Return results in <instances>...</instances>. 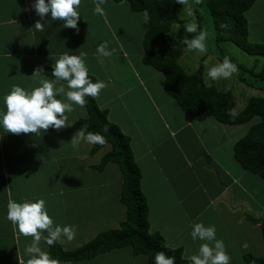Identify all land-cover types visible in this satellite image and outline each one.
I'll return each instance as SVG.
<instances>
[{
    "label": "crops",
    "instance_id": "1",
    "mask_svg": "<svg viewBox=\"0 0 264 264\" xmlns=\"http://www.w3.org/2000/svg\"><path fill=\"white\" fill-rule=\"evenodd\" d=\"M33 3L34 0H0V108H3L2 97L13 85H21L30 90L39 86L40 78L52 79L43 74L40 78L32 74L41 65L52 66L60 54L69 50L76 54L84 52L89 74L105 82L106 87L100 92L101 100L95 97V101L101 109L108 111L109 120L110 93L113 92L116 98H121L135 87H139L144 93V76L152 80L156 78L161 82L158 75L160 72L156 74L157 70L150 69L151 66L142 62L141 38L147 27L142 12L131 11L128 4L107 0L102 5L106 16H100L94 12L93 0H81L82 17L78 21V31L62 27L63 21L49 20L45 31L39 32L33 28L40 20L32 8ZM117 23L123 24L119 26ZM136 26L138 29L141 27V31L139 29V39L133 44L129 36ZM106 37L111 40L108 41ZM104 41L109 42L115 50L110 57L100 56L96 51L97 43ZM61 84L67 91L66 82L61 81L57 86ZM66 115L69 125L59 130L49 128L41 136L5 133L0 128V198L3 199L0 206L4 207L3 214H0V264H22L27 259L25 247L32 240L31 237L21 235L15 225L6 218L10 200L19 202L43 198L46 200L50 216L54 219V226L74 225L75 238L71 241L62 238L60 241L65 250L84 245L98 232L118 227L125 217V206L119 199L121 174L117 165L108 167L111 164L109 163L102 171L89 167L99 162L109 146L99 150L97 158L86 160L87 156L82 154V150L87 142L79 139V130L74 126L77 119L86 116L85 106L74 105V110ZM199 117L201 116L196 118ZM248 128L247 126V130ZM221 130L222 133L225 132ZM189 131V135L194 137L196 132ZM174 133L175 131L170 132L171 135ZM180 143L182 145V141ZM180 143L173 145L177 157L183 155L180 165L169 169V172L142 190L148 204L150 231L161 234L170 248L183 247L184 257L190 259L191 253H187V240L184 239L183 233L192 230L183 229L191 228V225L197 222H203L205 226L214 223L218 211L215 201H218L219 197L223 199L230 189L236 196L239 192L235 189V184L249 180L242 172L241 178H236L235 182L218 156L220 145L214 143L217 146L212 147L206 144L202 149L206 161H199L200 165H195L193 149H189L191 156H185L183 153H186L187 149H178ZM184 143L190 142L184 140ZM87 153L89 155V151ZM78 166L85 175L87 174L86 177L82 176V173L77 175L72 172ZM61 167L65 169L64 173ZM108 168L111 170V178L103 176V172ZM141 175L143 178L142 171ZM201 176L206 182L213 184L210 192V186L201 183ZM112 181L118 186L115 200L110 192ZM251 182L250 180L249 183ZM195 188H201L202 193L195 194ZM252 193L256 192H247V198L252 196ZM233 194L231 193V196ZM220 202L219 200V204ZM257 227L259 228L258 225ZM196 242L200 244L202 241L197 240L194 245ZM41 246L47 249L43 240ZM261 252L264 253V250ZM58 261L60 264H146L147 260L143 255L133 256L131 248L125 247L88 260Z\"/></svg>",
    "mask_w": 264,
    "mask_h": 264
},
{
    "label": "trees",
    "instance_id": "2",
    "mask_svg": "<svg viewBox=\"0 0 264 264\" xmlns=\"http://www.w3.org/2000/svg\"><path fill=\"white\" fill-rule=\"evenodd\" d=\"M127 3L133 12L147 11L149 21L141 38L142 62L160 72L163 77V91L179 106L181 111L191 117L208 112L223 125H241L252 121L245 135L232 145L234 160L244 171L256 175L264 181V96L248 98L242 111L235 113V97L230 90L222 91L208 86L203 80V61L196 72L187 74L179 60L183 54L185 38L196 33H188L185 27L178 28L174 36L170 31L175 24H181L179 17L181 4L176 0H113ZM255 0H199L195 5H204L214 30V43L231 42L249 55L264 57V43L248 40V21L245 12ZM44 76L54 79L51 66L41 65ZM257 83L248 82L243 76L240 81L250 87L264 91V68L255 73L253 68L244 70ZM89 77L95 82V76ZM63 82V81H62ZM260 85V86H258ZM86 116L74 122L75 128L85 132H98L105 136L103 145L92 144V156L106 146L109 149L91 169L102 171L109 163L116 164L121 174L119 199L125 206V217L116 228L98 232L90 241L72 250H65L58 241L47 246L52 258L61 261H81L95 258L114 249L130 247L133 256L143 255L146 264H155L157 252L164 251L175 256L176 264H192L183 255V247L170 248L158 232H151L148 221L147 199L141 188V170L135 161L130 138L118 124L109 120L108 111L101 109L93 97H86ZM107 127L108 131L104 132ZM249 221L259 226L264 241V220L247 216ZM47 236V232H44ZM241 264H264V255L244 253Z\"/></svg>",
    "mask_w": 264,
    "mask_h": 264
},
{
    "label": "rangeland",
    "instance_id": "3",
    "mask_svg": "<svg viewBox=\"0 0 264 264\" xmlns=\"http://www.w3.org/2000/svg\"><path fill=\"white\" fill-rule=\"evenodd\" d=\"M195 4L196 0H186V3L181 5L179 17L182 23L173 25L170 35L174 36L178 28L182 26L185 27V25L195 21L198 24V31L203 29L209 34L207 40L208 50L206 54H200L196 50L189 51L184 47L179 62L184 68V71L187 74H191L196 72L199 62L202 60L204 83L208 86H215L222 91L230 90L235 97L234 111L238 113L243 110L249 97L264 96V91L257 87H250L240 81V77L243 76L248 82L257 83L252 78L253 76L249 73H245L244 70L253 68L255 73L261 71L264 68V57L249 55L231 42H220L219 45H216L214 43L213 25L206 7L204 5ZM125 5H127V3H125ZM189 8L193 13L191 16L187 15L186 10ZM245 16L248 18V40L250 42L264 43V0H257L254 2L251 8L245 12ZM117 24L119 25V23ZM121 24L119 26H121ZM256 24H258V26ZM139 29L141 31V27H139ZM139 29L138 26H136L134 32L129 36L133 44L139 39ZM257 30L258 33L256 32ZM197 34L198 33H196V35ZM106 38L108 41L111 40L110 37ZM98 45L99 43H97V46ZM91 46L92 52L93 42H91ZM95 46L96 45H94V47ZM108 46L109 49H112L110 44H108ZM137 47H139V44ZM225 57H229L237 64L238 72L229 79L221 78L215 81L211 80L207 75L208 69L222 62ZM157 73L159 72H156V74ZM158 75L161 77V82L156 78L152 80L143 75L145 78L144 86L146 87L144 93H142L139 87H135L130 89L131 92H128L121 98H116L113 92L109 95L110 105L108 110L110 119L118 124L121 130L131 139L130 143L135 161L143 173L141 188L144 189L148 184L155 182L159 177L169 172V169L172 170L180 165V160L183 155L181 154L179 158L177 157V151L173 147L174 143L177 144L182 141V145L180 143L181 146L178 147V149H187V151H185L186 153H183L185 156H191L189 155V149H193L196 157L194 158L195 165H200L199 161H206V157L203 154L204 151H202L206 144H210L212 147L217 146L214 143L220 145L218 146L220 147L218 156L221 162L225 164L232 178L234 180L236 178H241L243 172V175H245L249 181L235 184V189L239 192V194L236 193V196L230 189L226 192L223 199L219 197L221 201L220 204L219 200L215 201L218 211L216 220L211 225H215L216 227L217 238L224 241L226 250L231 257V264H241L242 253H252L254 255L257 254V256H263L264 253L261 251L264 250V241L261 238L260 230L256 224L249 221L247 216L264 219V200H260V198L264 199V181L259 179L256 175L242 170L232 158L231 150L232 143L243 137L246 133L247 126L249 127L253 122L250 121L241 125L224 126L218 123L208 112L204 113V115L202 114L199 118L191 117L183 113L176 102L163 91L164 78L161 73ZM150 84H152V86ZM148 86L151 89L148 88ZM98 98L101 100L100 94ZM186 124L188 125L183 127V125ZM221 129L225 130V132L222 133ZM189 130H194L196 132L194 137L189 135ZM171 131H175L174 135L170 134ZM219 135L221 136L218 138ZM184 140L190 143H184ZM91 147L92 144L87 143L82 150V154L87 156L85 157L87 158L86 160L95 159L99 155V153L93 157L90 154L88 155L87 152ZM109 165L108 167H116L114 164ZM61 170L63 173L65 172L63 167H61ZM72 172L77 175H81L82 173V176H87V174L85 175V173L82 172L80 166L74 168ZM103 176L108 178L112 177L110 168L103 172ZM200 178L203 185L210 186V192L213 189V184L211 182H206L203 176ZM250 180L252 181L251 183H249ZM195 190V194L202 193L201 188H195ZM117 191L118 186L113 183L110 192L114 200ZM247 192L256 193H252V196L247 198ZM231 193L233 194L232 196ZM168 197L169 196H167V198ZM245 200L248 201L246 202ZM2 204L3 199L0 198V205ZM2 210H4V207L0 206V214H3ZM2 218L1 215V220ZM212 220H214V217ZM193 225H191V228H184L183 230H192ZM190 233L191 231L184 232L183 234L184 239L187 240V253H191L192 256L198 251L200 244L196 242L194 245L195 241L191 238ZM245 242L248 243V248L242 247Z\"/></svg>",
    "mask_w": 264,
    "mask_h": 264
},
{
    "label": "clouds",
    "instance_id": "4",
    "mask_svg": "<svg viewBox=\"0 0 264 264\" xmlns=\"http://www.w3.org/2000/svg\"><path fill=\"white\" fill-rule=\"evenodd\" d=\"M95 3L94 12L100 16H106L102 7L107 0H93ZM184 5L186 0H176ZM199 3V0H196ZM81 0H34L32 8L40 17L34 29L44 32L49 20L63 21L62 27L77 29L80 20ZM187 15L193 13L187 9ZM50 17V19H45ZM144 22L149 21L147 11L143 14ZM188 33H198L192 38H185L183 43L187 50H196L200 54H206L208 32L200 29L193 21L185 25ZM97 53L103 57L113 55L114 49H109L108 42H101L97 48ZM52 76L54 79L40 78L46 71L43 67L34 70L33 76L40 78L39 86L27 89L21 85H13L9 92L2 97L3 108H0V128L5 133L12 134H35L43 135L49 128L57 130L69 125L66 113L74 110V105L83 107L86 97H98L101 90L106 87L105 82L93 80L89 77V68L85 60V53L72 52L71 50L60 54L58 59L52 64ZM238 72V66L229 57H225L222 62L208 69V77L215 81L221 78L229 79ZM61 81L66 82L67 91L63 84L57 86ZM107 132V127L104 128ZM78 137L89 144L106 143L105 136L98 132H91L81 128ZM78 142V141H77ZM7 219L15 225L18 232L31 237V243L25 247L27 259L22 264H60L57 259L41 246V241L47 246L66 238L71 241L75 238L76 227L65 224L55 225L54 219L49 214L46 200L43 198L25 199L22 201L10 200L7 205ZM47 231V236L43 233ZM193 241H202L198 251L190 259L192 264H231V257L226 250V245L222 239L217 238L215 225L205 226L203 222H197L192 226L190 233ZM242 247L248 248L245 242ZM155 264H176L175 256L167 255L164 251L156 253Z\"/></svg>",
    "mask_w": 264,
    "mask_h": 264
}]
</instances>
